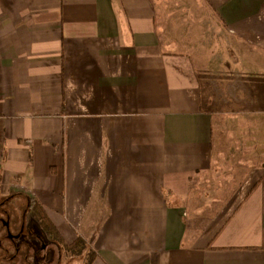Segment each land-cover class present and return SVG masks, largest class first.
Segmentation results:
<instances>
[{
  "label": "crops",
  "instance_id": "0c3cea01",
  "mask_svg": "<svg viewBox=\"0 0 264 264\" xmlns=\"http://www.w3.org/2000/svg\"><path fill=\"white\" fill-rule=\"evenodd\" d=\"M162 1L0 0V200L91 264H264V0H186L228 35L245 122Z\"/></svg>",
  "mask_w": 264,
  "mask_h": 264
},
{
  "label": "rangeland",
  "instance_id": "374dc122",
  "mask_svg": "<svg viewBox=\"0 0 264 264\" xmlns=\"http://www.w3.org/2000/svg\"><path fill=\"white\" fill-rule=\"evenodd\" d=\"M169 1H162L165 6L164 8L161 6L162 9H166V14L169 15L168 24L172 28L174 27V33L168 34L167 39L174 41L180 50L185 48L191 57L205 68L210 88L214 89V98L220 104H225L224 107L228 108L235 120L245 122L244 115L249 116L250 113H245L244 110L252 104V98L248 86L242 78L241 67H234L230 71L225 65V49L229 44L227 33L210 12H203L199 17L194 16L192 1L175 0L172 3ZM236 126L238 139L241 141L240 143H243L244 140L240 134L241 128L237 124ZM253 130L254 132L251 130V133L256 135V129ZM231 151H235V149L232 148ZM9 204L13 208V212L18 214L19 211L16 208L21 205V201H12ZM70 237L66 236L67 239ZM89 251L92 252L86 247L81 256L74 255L72 260L65 257L63 264H86Z\"/></svg>",
  "mask_w": 264,
  "mask_h": 264
},
{
  "label": "flooded vegetation",
  "instance_id": "af4514ba",
  "mask_svg": "<svg viewBox=\"0 0 264 264\" xmlns=\"http://www.w3.org/2000/svg\"><path fill=\"white\" fill-rule=\"evenodd\" d=\"M0 200V264H63L76 255L61 236L49 232L30 203L21 202L13 212ZM69 256V257H67Z\"/></svg>",
  "mask_w": 264,
  "mask_h": 264
},
{
  "label": "trees",
  "instance_id": "16d2710c",
  "mask_svg": "<svg viewBox=\"0 0 264 264\" xmlns=\"http://www.w3.org/2000/svg\"><path fill=\"white\" fill-rule=\"evenodd\" d=\"M36 209L38 211L37 212L38 213V217L42 220V224L46 228H49V232H51L53 235L59 236V234L56 231L55 227L50 222V220L45 215V213L40 208H36ZM85 249H86V245L81 240H76L73 244L68 246V250L73 251V253H75L78 256H81L82 253L85 251ZM87 255H88V260H87L86 264H91L93 262L94 256H93L92 252H90V251L88 252Z\"/></svg>",
  "mask_w": 264,
  "mask_h": 264
}]
</instances>
